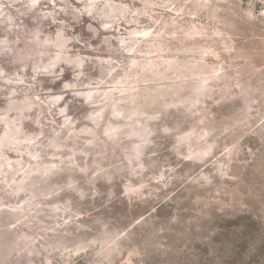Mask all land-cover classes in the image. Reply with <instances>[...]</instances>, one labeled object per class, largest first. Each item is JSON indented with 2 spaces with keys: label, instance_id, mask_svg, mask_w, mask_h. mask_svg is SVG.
I'll list each match as a JSON object with an SVG mask.
<instances>
[{
  "label": "rangeland",
  "instance_id": "1",
  "mask_svg": "<svg viewBox=\"0 0 264 264\" xmlns=\"http://www.w3.org/2000/svg\"><path fill=\"white\" fill-rule=\"evenodd\" d=\"M0 264H264V0H0Z\"/></svg>",
  "mask_w": 264,
  "mask_h": 264
}]
</instances>
